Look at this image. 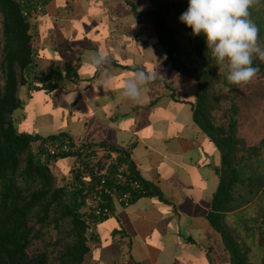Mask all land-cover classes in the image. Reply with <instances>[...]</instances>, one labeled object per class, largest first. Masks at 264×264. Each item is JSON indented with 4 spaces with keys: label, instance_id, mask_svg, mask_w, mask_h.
<instances>
[{
    "label": "crops",
    "instance_id": "1",
    "mask_svg": "<svg viewBox=\"0 0 264 264\" xmlns=\"http://www.w3.org/2000/svg\"><path fill=\"white\" fill-rule=\"evenodd\" d=\"M131 1L137 10L151 8L149 0ZM29 20L36 65L18 87L17 129L104 142L124 154L147 188L128 206L111 203L83 264H228L207 218L221 152L193 118L195 79L173 67L150 17L125 0H48ZM101 49L118 80L135 70L157 73L139 102L122 98L118 83L99 85L100 73L84 61ZM253 108L240 135L247 145L264 135L262 111ZM74 162L75 155L53 162L57 183L74 181Z\"/></svg>",
    "mask_w": 264,
    "mask_h": 264
},
{
    "label": "trees",
    "instance_id": "2",
    "mask_svg": "<svg viewBox=\"0 0 264 264\" xmlns=\"http://www.w3.org/2000/svg\"><path fill=\"white\" fill-rule=\"evenodd\" d=\"M125 1L135 14L150 17L173 67L197 83L193 118L221 152L220 180L207 218L221 237L228 264H264V135L247 145L238 133L243 87L227 81L226 62L219 65L212 57L203 34L193 35L180 22L189 0H149L147 10ZM249 11L264 47V0ZM29 18L17 0H0V264H83L95 237L88 232L90 208L78 200L77 184L56 182L52 164L75 155L71 169L77 181L94 161L79 149L50 154L33 144L61 134L41 136L16 127L14 113L22 106L18 87L36 65ZM253 65L259 67L253 79L264 76V62L254 58ZM35 239L41 242L31 246Z\"/></svg>",
    "mask_w": 264,
    "mask_h": 264
},
{
    "label": "clouds",
    "instance_id": "3",
    "mask_svg": "<svg viewBox=\"0 0 264 264\" xmlns=\"http://www.w3.org/2000/svg\"><path fill=\"white\" fill-rule=\"evenodd\" d=\"M259 0H189L179 20L192 34L205 37L207 49L219 65L227 64L226 79L232 84H247L259 72L254 58L264 62V47L258 43L259 28L250 18L249 9ZM93 72L100 73L99 85L108 89L118 83L122 98L139 102L142 92L157 79L154 71L135 70L118 80L111 72V57L101 49L84 61Z\"/></svg>",
    "mask_w": 264,
    "mask_h": 264
},
{
    "label": "built area",
    "instance_id": "4",
    "mask_svg": "<svg viewBox=\"0 0 264 264\" xmlns=\"http://www.w3.org/2000/svg\"><path fill=\"white\" fill-rule=\"evenodd\" d=\"M17 1L21 6L22 13L33 17L45 9L48 0ZM79 143V141L73 142L67 137H49L44 141H38L35 145L50 154L73 152L79 149L88 153L94 161L92 170H83L79 174L80 180L74 181L72 184L75 183L77 187L82 188L78 200H82L83 206L90 208L92 218L89 222L88 232L95 234L94 229L98 220L111 213L112 202L123 207L128 206L135 197L146 193L147 189L140 177L132 170L124 154L120 155L116 150L107 146Z\"/></svg>",
    "mask_w": 264,
    "mask_h": 264
},
{
    "label": "rangeland",
    "instance_id": "5",
    "mask_svg": "<svg viewBox=\"0 0 264 264\" xmlns=\"http://www.w3.org/2000/svg\"><path fill=\"white\" fill-rule=\"evenodd\" d=\"M240 86H242L243 88L240 87L239 90V94L242 93V95L240 100L238 101L239 110L237 111V117H238L237 130L239 135H241L245 130V126L243 123L244 120L247 118V115L244 116V114L248 109L249 105H254L253 108L254 110H256L257 108L261 109L262 111L261 121L262 123H264V115H263L264 110L262 109V106L264 107V77L263 78L261 77L257 82H253L251 84H244V85L240 84ZM219 92L224 94L226 92V89L224 87L219 88ZM243 118L245 119L243 120ZM40 242H41L40 239H35L34 241L31 242V246L34 244H39ZM53 264H57V261L54 260Z\"/></svg>",
    "mask_w": 264,
    "mask_h": 264
}]
</instances>
